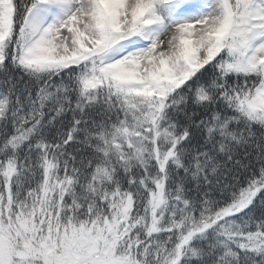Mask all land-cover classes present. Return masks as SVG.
Segmentation results:
<instances>
[{
	"label": "snow or ice",
	"instance_id": "snow-or-ice-1",
	"mask_svg": "<svg viewBox=\"0 0 264 264\" xmlns=\"http://www.w3.org/2000/svg\"><path fill=\"white\" fill-rule=\"evenodd\" d=\"M0 264H264V0H0Z\"/></svg>",
	"mask_w": 264,
	"mask_h": 264
}]
</instances>
